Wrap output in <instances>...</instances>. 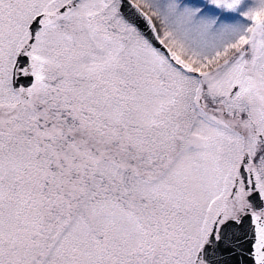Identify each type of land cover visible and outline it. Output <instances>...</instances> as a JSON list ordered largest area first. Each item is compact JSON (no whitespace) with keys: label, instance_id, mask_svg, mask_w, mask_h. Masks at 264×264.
Segmentation results:
<instances>
[{"label":"snow or ice","instance_id":"snow-or-ice-1","mask_svg":"<svg viewBox=\"0 0 264 264\" xmlns=\"http://www.w3.org/2000/svg\"><path fill=\"white\" fill-rule=\"evenodd\" d=\"M0 264H264V0H0Z\"/></svg>","mask_w":264,"mask_h":264}]
</instances>
